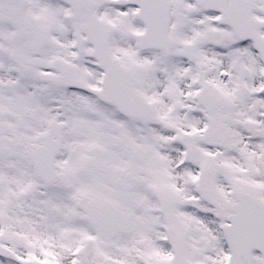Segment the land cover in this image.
I'll use <instances>...</instances> for the list:
<instances>
[{
	"label": "snow or ice",
	"instance_id": "snow-or-ice-1",
	"mask_svg": "<svg viewBox=\"0 0 264 264\" xmlns=\"http://www.w3.org/2000/svg\"><path fill=\"white\" fill-rule=\"evenodd\" d=\"M0 264H264V0H0Z\"/></svg>",
	"mask_w": 264,
	"mask_h": 264
}]
</instances>
